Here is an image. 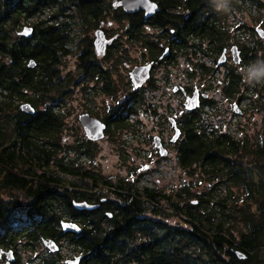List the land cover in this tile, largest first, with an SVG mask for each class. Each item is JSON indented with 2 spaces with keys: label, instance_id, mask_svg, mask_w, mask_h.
Returning a JSON list of instances; mask_svg holds the SVG:
<instances>
[{
  "label": "trees",
  "instance_id": "trees-1",
  "mask_svg": "<svg viewBox=\"0 0 264 264\" xmlns=\"http://www.w3.org/2000/svg\"><path fill=\"white\" fill-rule=\"evenodd\" d=\"M63 1L0 0V235L10 233V206L19 201L13 191L38 206L39 244L47 237L57 240L62 212L73 200L93 203L101 196L111 198L109 194L113 193L127 203L122 217L139 225L149 218L148 224L159 230L148 240L127 245V250L140 253L120 255L123 264H264V138L242 140L206 125L200 133L190 131L198 140L184 144L177 159L188 174L199 178L186 184L187 188L167 192L140 188L131 181L110 182L84 166L81 155L92 158L96 142L84 135L74 146L77 155L69 157L63 152L67 149L62 142L67 78L60 75L59 56L66 52L64 40L59 30L43 23L32 25L35 31L31 37L17 33L22 18L40 16ZM200 1L201 9L207 11V0ZM251 1L257 5V0ZM204 15L209 17L200 13V17ZM217 21L207 24L206 31L214 38L215 50L220 51L225 45L224 30ZM263 45H243L245 61H256ZM31 58L37 62L34 68L28 66ZM240 84L241 76H233L225 83V94L238 96ZM260 93L252 110L264 105V83ZM23 102H30L36 112L22 111ZM128 102L120 103L105 116L107 132L131 127L130 115L138 112L127 108ZM39 105L44 108L39 109ZM200 118L195 115L191 121ZM200 183L204 188L198 192L194 186ZM221 184H227V195L219 190ZM3 194L12 195L11 199ZM176 216L188 225L174 223L172 218ZM240 223L244 229H235ZM72 243L74 249H80V240ZM235 250L247 257L239 258ZM42 264L60 262L48 257Z\"/></svg>",
  "mask_w": 264,
  "mask_h": 264
},
{
  "label": "flooded vegetation",
  "instance_id": "flooded-vegetation-1",
  "mask_svg": "<svg viewBox=\"0 0 264 264\" xmlns=\"http://www.w3.org/2000/svg\"><path fill=\"white\" fill-rule=\"evenodd\" d=\"M238 1L236 3V0H230L229 4L235 2L239 6ZM217 2V0H207L206 6L209 9L203 11L200 0H141L135 5L128 4L130 8L134 9L130 11L123 0H64L58 6H60V9H69L70 13L65 15L64 20L56 21L54 26L50 24L48 26L56 29V26L63 23L68 37L69 31L73 27L81 30L82 39L86 38L90 45L88 48L82 49L80 53V73L95 78L101 85L100 89L104 92H115L117 89L116 77L122 76L119 74L118 65L120 63L125 64L127 69L125 76H129L127 85L132 88V90L129 89L125 101L129 100L127 108H135L134 111L138 112L136 114L132 113L130 117H137L140 106L145 103L144 89L148 85H152L151 88H157L155 85L156 76L173 75L172 70L182 63L180 59H184L185 63L188 62L193 66L183 76H217L214 73L218 69L217 67H224L228 60L231 61V56L227 55V46H223L220 51H216L214 38L206 31L209 28L207 24L210 25V22L214 21L217 18L216 15L221 11L217 6ZM201 12H205L209 17L206 15L200 17ZM55 17V15L49 17V19L51 18L50 21ZM89 29H94V34L87 37L86 33H89ZM252 30L255 31L254 28ZM251 34L255 35L256 32H251ZM259 38L262 44L264 39L260 36ZM130 49H136L137 55L133 59L127 60ZM239 50L242 60L239 63H234V66L228 67L227 71L223 73V76H226V79L222 81L223 91L225 83L230 81L233 76H242L240 72L234 69L235 67L239 68L240 65L246 62L245 52L243 49L239 48ZM224 51L225 59L220 63L219 59ZM70 53L72 52L66 48L65 54L69 55ZM199 57L201 58L198 62L196 58ZM205 57L211 58L214 61L213 64H216L215 67L202 62V58ZM108 59L110 60L107 61L110 67L104 65V61ZM131 60H134V62L128 68ZM142 66L149 67V78L142 86L136 87L130 76H135L132 71ZM163 69L165 70L164 75ZM175 75L178 76L179 74ZM197 90L199 92V106L194 110H187L185 102ZM172 91L183 96L182 104L186 111L183 114L168 116L170 123L168 127H164L161 122H158L160 125L157 130L150 134V137L154 142L155 137L158 136L163 147L168 150V154L170 149H174L177 156L184 144L198 140V136L194 133L190 134V131L196 130L197 133H200L199 129H203L205 126L201 118L197 122H192L193 117L195 115L202 116L200 111L205 106L212 108L214 105L211 104L212 99L208 98V94L197 87L174 85ZM239 103L237 104L240 105ZM119 105L112 107L109 111L115 110ZM152 112L157 113L155 110H152ZM104 118L101 120L106 123L108 128ZM172 118H174L176 125H174ZM177 129L180 130V134L178 139L174 141L173 138L177 133ZM154 146L155 151L160 155L155 142ZM144 171H148V167ZM73 201L72 205H68L62 212L57 240L53 237L42 239V242L45 239H53L58 243L60 248L53 254L60 255L56 258L60 264L63 263L61 262L60 253L62 243H59V240L67 241V246L73 248L71 250L72 254L67 258L64 257V264L69 259L76 257H80L79 264H120V262L123 264L120 255L140 253L139 250H127V245L134 246L135 241L148 240L152 235L159 233L157 228H153L151 224H148L149 218L146 222L141 221L142 224L139 225L140 222L135 223L130 218L122 217L121 214L127 203L122 201L120 196L116 194L112 198L101 196L96 202H93V204L98 205L93 210H79L74 207ZM33 203L31 204L26 200V202H20V204L18 202L10 206L11 215L9 220L11 226L8 227L10 233L7 236L3 233L0 235V248L3 251L0 258L1 262H5V264H23L20 253L25 250V247H29L30 250L38 248L39 209L36 203ZM62 221L76 222L81 227L80 232H64L61 226ZM153 232L154 234L151 235ZM30 239L33 242L35 241L34 244L30 242ZM72 240H80V249H74L75 244L72 243ZM104 250L105 253H103ZM10 251L14 260L8 263V253ZM24 264L37 263H34L33 260H27ZM129 264H133V262Z\"/></svg>",
  "mask_w": 264,
  "mask_h": 264
},
{
  "label": "rangeland",
  "instance_id": "rangeland-1",
  "mask_svg": "<svg viewBox=\"0 0 264 264\" xmlns=\"http://www.w3.org/2000/svg\"><path fill=\"white\" fill-rule=\"evenodd\" d=\"M217 1V6L221 10L216 15L218 18L217 24L221 25L224 30V46H227V55L231 56V61L228 60L224 67L216 66L218 69L214 73L217 76H183L192 66L188 62L185 63L184 59H180L182 61L181 65L172 70L173 75L156 76L155 85L157 88H151L152 85H148L144 89L143 97L145 98V103L140 106L137 117H130L129 124H132L131 127L129 125L122 130L106 132L104 138L93 144L92 150L94 153L92 158L86 157L84 159L83 155H81L84 166L94 172H98L110 182L131 181L140 188L143 186L155 187L163 189L166 192L171 189L179 190L184 187L187 188L186 184L189 182H197L199 176L188 174L179 165L174 149H170L169 154H167L168 156L161 157L155 151L154 142L150 137V134L157 130L160 125L158 122H161L164 127H168L170 125L168 116L183 114L186 111L182 104L183 96L180 93L172 91L174 85H183L191 88L197 87L206 92L208 98H211L215 102L212 108L205 106L200 111L202 112L201 119L207 127L231 132L237 138L242 140L247 138L251 142L264 138V105L259 107V109L252 110L253 105L256 104L259 96H261L260 90L264 83V45L261 46V49H258L257 61L253 59L251 62H245L246 64L240 65L239 68L233 67L236 69L235 71L240 72L242 75L238 96H236L237 93L231 97L226 96L222 88V81L226 79L223 73L227 71L228 67H232L234 63H237L234 60L232 47L238 45L242 50L243 45H261L256 29H264V0H257V5L251 0H239V6L236 5L237 0L236 3H231V5L229 4L230 0ZM69 13V9H60V6L55 5L53 10H48V12L40 16L30 19L22 18L18 24L17 33L24 26H32L36 23L54 26L56 21L64 20L65 15ZM52 15L56 17L50 21L49 17ZM253 28L255 31L252 30ZM56 29L59 30L60 37L64 40L65 48H68L72 52L69 55L63 54L59 57L61 62L60 75L67 78L66 93L62 101L65 114L62 142L67 149H72L70 151L64 149L63 152L69 155V157H74L77 155L74 146L77 142H81L82 135L86 137L79 121L80 114L89 113L102 119L110 112L109 110L112 107L118 106L125 101L129 89L132 90V88L127 85L129 76H125L127 74L126 66L124 63H120L118 65L119 74L122 76L116 77L117 89L115 92L107 93L101 90V85L95 78L87 77L83 73H80V53L82 49L88 48L90 45L89 41H86V38L82 39L81 30L73 27L69 31L68 37L63 23L56 26ZM251 32H256L257 35H252ZM93 34L94 29H89V33H86L87 37L93 36ZM262 43L264 44V41ZM135 55H137L136 49H130L127 60L133 59ZM200 58H196V61L199 62ZM107 61L110 60L104 61V65L110 67ZM129 62L128 68L134 60ZM202 62H206V64L214 67L216 65L215 63L213 64L214 61L209 57L202 58ZM164 71L163 69V75ZM160 72L162 71L160 70ZM167 72L169 73V71ZM177 73L179 74L178 76L175 75ZM241 96L242 101L240 102ZM117 100L120 101L119 104L116 103ZM236 102H240L241 114L235 113L233 109L234 105L237 104ZM43 108L44 105H39V109ZM146 110L148 111L146 112ZM152 110L157 111V113H153ZM146 167H148V171H144ZM227 187V184L220 185L219 190H221L223 195H227ZM231 187L234 192L237 191V187ZM200 188H204L202 183L194 186V190L199 189L198 192L203 190ZM13 193L15 196H19V201H17L19 204L20 202H26V198H23L20 192L13 191ZM109 195L112 198L115 194L110 193ZM2 196L6 199H11L12 195L3 194ZM195 202L197 201L195 200ZM201 208L202 206L198 209ZM254 209L255 205L252 207V210ZM172 220L174 223L184 226L188 225V223H184L178 216L172 218ZM240 226L243 228L242 223L240 225L236 224L235 229H238ZM237 231L234 232L237 233ZM59 243H62L60 252L62 261L61 259L60 261L64 264V259L72 254L71 250L73 248L68 247L65 240H59ZM195 248L197 249V246ZM20 254L23 264L27 260H33L34 263L42 264L43 260L48 257L56 259L60 256L59 254L51 253L43 242L35 250L25 247V250ZM0 264H5V262L0 261ZM133 264H136V262H133Z\"/></svg>",
  "mask_w": 264,
  "mask_h": 264
},
{
  "label": "water",
  "instance_id": "water-1",
  "mask_svg": "<svg viewBox=\"0 0 264 264\" xmlns=\"http://www.w3.org/2000/svg\"><path fill=\"white\" fill-rule=\"evenodd\" d=\"M139 1H141V0H123V3H125V6L130 11H133L134 9L130 8L128 4L135 5ZM34 31H35V29L33 26L26 25L18 33L22 36H25V37H31L34 34ZM256 32L258 33V35L261 38L264 39V29L263 28H257ZM232 52L234 54V60L237 63H239L242 60V57H241V52H240L237 45H234L232 47ZM224 59H225V51L221 55L219 62L222 63L224 61ZM36 64H37V62L34 58H31L28 61V66L30 68H34L36 66ZM132 74L135 75V76H130L133 83L135 84L136 87H140L149 78V76H148L149 75V67L148 66L137 67L132 71ZM198 106H199V92L197 90V91H195V93L191 97L187 98V101L185 102V108L187 110H194ZM20 109L26 113H29V114H34L36 112V108L30 102L21 103ZM233 109H234L235 113H237V114L242 113V109L240 108V106L238 104H235ZM79 121H80V124L82 125V127L84 129L86 137L90 141H98V140L105 137V134H106L105 131H106L107 125L101 119H99L95 116H92L89 113H82L79 116ZM172 121H173L174 125H176L174 118H172ZM179 134H180V130L177 129V133L175 134V136L173 138L174 141H176L178 139ZM154 142H155L156 147L159 148L160 155L166 156L168 154V150L163 147V145L160 142V138L158 136L155 137ZM73 205L75 208H77L79 210H93V209L97 208V206H98L97 204L90 203L87 200H82V201L74 200ZM61 226H62L64 232H77L78 233L81 230L80 225L77 224L76 222L62 221ZM43 243L46 246V248H48L49 251H51L52 253L57 252L60 248L58 243L53 239H45L43 241ZM2 252L3 251L0 248V258L2 256ZM11 253H12L11 251L8 253V263H10L11 261L14 260V257ZM235 253L239 258H246L247 257V255L241 250H235ZM79 261H80V257H76L74 259H69L66 264H79Z\"/></svg>",
  "mask_w": 264,
  "mask_h": 264
},
{
  "label": "snow or ice",
  "instance_id": "snow-or-ice-1",
  "mask_svg": "<svg viewBox=\"0 0 264 264\" xmlns=\"http://www.w3.org/2000/svg\"><path fill=\"white\" fill-rule=\"evenodd\" d=\"M116 103H117V104H119V103H120V101H119V100H117V101H116Z\"/></svg>",
  "mask_w": 264,
  "mask_h": 264
}]
</instances>
